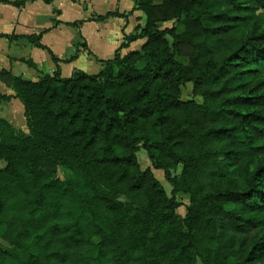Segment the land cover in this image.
I'll return each mask as SVG.
<instances>
[{
    "label": "trees",
    "instance_id": "16d2710c",
    "mask_svg": "<svg viewBox=\"0 0 264 264\" xmlns=\"http://www.w3.org/2000/svg\"><path fill=\"white\" fill-rule=\"evenodd\" d=\"M134 1L144 24L97 73L0 69L28 130L0 117V264H264V0Z\"/></svg>",
    "mask_w": 264,
    "mask_h": 264
},
{
    "label": "crops",
    "instance_id": "0c3cea01",
    "mask_svg": "<svg viewBox=\"0 0 264 264\" xmlns=\"http://www.w3.org/2000/svg\"><path fill=\"white\" fill-rule=\"evenodd\" d=\"M134 6V0H33L22 6L0 1V69L29 80L52 74L57 67L62 77H69L75 69L95 74L102 66L98 59L112 58L124 34L144 24L143 12ZM109 11L128 16L97 19ZM77 20L84 22L71 25ZM38 34L43 47L27 38ZM83 42L91 54L83 49ZM143 42L132 41L119 50L120 55L140 49ZM71 56L74 58L67 60ZM0 92L10 96L0 104V117L15 129L27 131L23 105L13 89L0 80Z\"/></svg>",
    "mask_w": 264,
    "mask_h": 264
},
{
    "label": "rangeland",
    "instance_id": "374dc122",
    "mask_svg": "<svg viewBox=\"0 0 264 264\" xmlns=\"http://www.w3.org/2000/svg\"><path fill=\"white\" fill-rule=\"evenodd\" d=\"M170 22H163L161 23V27H164V26H170ZM191 83H188L186 84V86L183 88L182 90V95L181 97L183 99H190L192 98V93H191ZM27 130V129H26ZM25 133L27 134L28 133V130L25 131ZM137 155V159H138V162L140 164V167L142 169L146 168V167H150V161L149 159L147 158V154H146V151L145 149L141 148L137 151L136 153ZM5 166V162L0 160V168L4 167ZM152 171L155 175V177L161 182V184L163 185L167 195L170 196V191H171V186L170 184L166 181L164 175H163V171L161 169H153L152 168ZM181 171V166H178L175 171H174V175L176 174H179ZM69 173V171L64 168L63 166L61 167H58L56 169V174L61 178L63 179L67 174ZM176 199L180 202V206L177 208V214L178 216L180 217H184L185 216V213H186V206L188 205L189 203V197L187 194H176ZM0 243L4 244V245H8L6 241H4L3 239L0 238ZM196 264H201V262L197 259L196 261Z\"/></svg>",
    "mask_w": 264,
    "mask_h": 264
}]
</instances>
